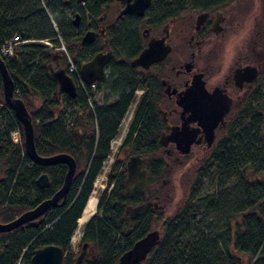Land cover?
Masks as SVG:
<instances>
[{"label":"flooded vegetation","instance_id":"af4514ba","mask_svg":"<svg viewBox=\"0 0 264 264\" xmlns=\"http://www.w3.org/2000/svg\"><path fill=\"white\" fill-rule=\"evenodd\" d=\"M51 2L59 16L64 14L63 21L69 12L65 23L73 71L81 78L84 64L96 55L104 60L90 84L81 78L83 84L77 87L74 73L69 76L73 97L59 94L57 87L58 98L66 95L69 99L63 126L71 154L62 153L75 163L71 183L87 170L94 153L106 151L86 201L92 198L95 206L85 223L106 216L119 225L120 232L127 226L123 236L130 237L145 222L155 221L156 210L161 213V222L181 215V209L194 195L195 202L210 198L209 209L202 210L200 205L195 216L210 214L216 221L225 209L227 219L223 213L220 228L226 230V223L230 236H234L236 227H244L251 214L252 176L245 169L237 175L232 169L225 173L219 170L215 158L218 143L231 138L235 126L249 124L254 111L264 135V0ZM142 56L141 62L133 63ZM59 58L55 66L63 68ZM220 114L221 120L214 124L208 142L203 118L211 127ZM194 116L200 120H190ZM172 130L183 131L184 136L176 138ZM262 142L264 158V139ZM89 153L92 156L88 162ZM129 163L134 167L132 175ZM57 165L65 168L62 185L65 164L37 165L48 169L36 177L38 190L51 189L53 167ZM7 173L8 168L0 179ZM41 175L47 178L45 185L37 184ZM98 181L104 185L98 186L100 193L96 194ZM185 181L195 189L180 203L174 193ZM255 186L253 192L262 196L264 204V182ZM59 188L38 204L50 199ZM254 214L263 223L258 210ZM229 246L232 259L247 262L245 253L236 254L232 241ZM91 253L88 243L85 260L96 258Z\"/></svg>","mask_w":264,"mask_h":264},{"label":"trees","instance_id":"16d2710c","mask_svg":"<svg viewBox=\"0 0 264 264\" xmlns=\"http://www.w3.org/2000/svg\"><path fill=\"white\" fill-rule=\"evenodd\" d=\"M56 13V6L51 0H0V45L10 41L13 36H18L21 41L56 43V33L50 22L54 20L61 25L60 33L68 50L66 23L61 24L64 14L58 17ZM46 50L47 48L41 44L17 46L14 48L12 58H3L14 87L16 86L15 97L24 103L30 116L36 153L43 156L71 152L63 126V116L69 99L66 95H61L63 99L58 98L57 84L49 73V61L53 60L57 52L49 54ZM67 56L70 59L68 54L66 58ZM62 67L64 68V65ZM34 100H37L36 104ZM5 108L11 115L8 116L6 113L5 116L12 118L19 128L21 144L10 142L8 134L14 130V124H10L3 130L4 132L0 131V161L4 163V170L8 168L6 176L0 179V204L4 205L0 210V223L13 220L36 206L40 200L49 197L60 187L65 170L61 165L53 167L55 178L49 191L47 189L40 191L36 188L35 180L38 173H45L48 169L32 164L26 157L22 127L15 120L12 109L8 105ZM242 123L233 128L231 138L225 137L218 143L215 160L219 170L225 173L232 169L237 175L238 171L245 169L247 174L254 177L264 172L261 149L264 139L263 125L255 111L251 113L250 123L245 125L246 127ZM105 154V150L93 154L87 170L73 179L62 206L51 208L41 217L11 232L0 233L2 252L0 264H29L32 253L46 245L60 247L65 254L63 264L72 263L70 240ZM91 156L90 153L86 155L88 162ZM261 197L259 194L251 196V210L255 208L258 210L263 223L251 212L245 226L236 227L239 232L237 231L234 236H230L225 223L223 227L227 230V238L221 241L218 235L211 233L210 230L209 233L204 227L197 228L198 223L195 222L194 217L199 206L201 205L202 210L209 209L210 198L196 202L192 198L189 199L181 209V215L180 212L169 221L157 225L161 232L160 243L149 252L143 264H234V261L238 263L236 257L232 259L229 256L230 241L235 245L236 254L245 253L248 264H264V204L261 203ZM14 208L22 210H13ZM225 215L226 213L223 214ZM158 219L160 220V217ZM226 219L227 216L224 217V220ZM149 231V224L145 222L133 238L124 235L117 244L115 236H122L119 225L106 216L93 217L84 228L83 239L90 242L98 254L94 260L86 261L84 264H116L118 257Z\"/></svg>","mask_w":264,"mask_h":264},{"label":"water","instance_id":"95a60500","mask_svg":"<svg viewBox=\"0 0 264 264\" xmlns=\"http://www.w3.org/2000/svg\"><path fill=\"white\" fill-rule=\"evenodd\" d=\"M144 57L145 56L140 57L139 60L133 63L141 62V60H143ZM103 61L104 60L100 57V55H96L90 63L84 64L81 67L80 75L86 84H90L94 80H96L94 73L99 71ZM49 73L50 76L57 83L59 94L64 93L69 97L74 96L75 93H74L72 81L63 68L53 69L50 66ZM0 79L2 85L3 101L6 105H8L12 109L15 120L22 127L23 149L29 161L32 164L42 165V166H53L56 164H65L67 166V170L64 175V179L61 187L52 195L50 199H47L41 202L40 204L34 206L33 208L24 211L19 216L15 217L13 220L7 223H0V233H8L17 229L18 227H21L41 217L49 208L57 206L60 200L61 203L63 202L71 184V180L75 169V163L74 160L65 153H58L48 157H42L36 153L34 146L33 127L30 116L26 111L24 103L19 98L15 97L13 81L6 69L4 60L1 56H0ZM220 118H221V114L217 115L216 118L213 119V124L211 125V127L207 125L208 119L206 120V118H203L202 126L204 128L205 136L207 137L208 142H210L213 137V132H212L213 126L218 120L219 121L221 120ZM195 119L200 120L198 116H194L190 120H195ZM172 131L174 132V130ZM173 132L171 133V135L172 134L175 135L176 138H178L180 135L184 136L183 131L181 132L176 131L174 133ZM181 143L184 144V142ZM131 161H134V159H132ZM128 167H129L128 168L129 174L132 175V172L134 171V167L132 163H129ZM46 183H47L46 176L45 175L39 176V178L37 179V184L45 185ZM160 240H161V232L159 229H155L147 232L142 238L136 240L128 250L123 252L118 257L116 264H143L150 250L158 246ZM86 248H87V244L86 243L82 244L81 251L76 256L73 264H84V261L86 259ZM1 253L2 252L0 251V255ZM63 259H64V252L60 247L56 245H46L42 248L35 250L32 253L29 260V264H63Z\"/></svg>","mask_w":264,"mask_h":264},{"label":"rangeland","instance_id":"374dc122","mask_svg":"<svg viewBox=\"0 0 264 264\" xmlns=\"http://www.w3.org/2000/svg\"><path fill=\"white\" fill-rule=\"evenodd\" d=\"M48 10V9H47ZM50 12V11H49ZM57 14V13H56ZM69 14V12H66L65 13V17H64V21L61 23L62 25L65 23V20H66V17L67 15ZM57 16L59 17V15L57 14ZM53 22V21H52ZM51 22V26H52V29L54 30V32L56 33V43H52L50 41H47V44H43V46H45L47 48L46 51H48L49 54H57V55H54V58L53 60H50L49 61V66H51L53 69H56V66H55V61H56V58L57 56H60V59H59V63L60 65H66V54H68V50H67V45L65 44L64 42V39L62 38V35L60 33V27L61 25L59 23L56 22V25L54 24V22L52 23ZM61 52V54H60ZM2 87V85H1ZM14 91H15V94L17 93L16 92V86L14 87ZM37 100H34V104H36ZM4 101H3V94L2 96H0V131L1 132H4L3 130L5 128H7L10 124H14V130H12L8 136H9V139H10V142L12 144H18L20 145L21 144V136H20V131H19V128L18 126H16L14 120L8 116H11L10 115V111L5 108V106L3 105ZM5 104V103H4ZM64 107V106H63ZM4 108V109H3ZM66 112V110H65ZM8 114V116H5V114ZM63 122L65 123L66 122V116L63 117ZM5 166H4V163L2 161H0V175L2 173V171L4 170ZM263 174H260V175H257V176H254V177H251L249 178L250 179V186H251V192H252V195L254 194H258L253 192V189L255 188V191L257 190V187L252 184L253 182H264V178H263ZM104 185V183L102 181H98L96 182V187H95V192L97 194L100 193V190L98 189V186L99 185ZM100 188V187H99ZM194 189H195V186L193 185H190V182L188 181H185V182H181L179 184V187H177L175 193H174V198L175 199H180V203L182 202V200L185 198L186 194L187 196H189V194H191V192H194ZM248 190H250V187L248 186L247 187ZM22 196H24V194L22 193ZM197 198H199V194L196 196ZM192 198L194 199V195L192 196ZM236 199H237V195H236ZM262 202H264V197H263V200ZM178 203V205L180 204ZM157 204L161 205L160 202H158ZM4 208V205L0 204V210H2ZM17 211H20L22 210V208H14L13 210H16ZM7 211H9V209H6ZM255 210L257 211V209H252L251 212H255ZM225 211V209L223 211H221V213L223 214ZM98 214V213H97ZM220 214V212H219ZM161 216V213H159L158 210H156L155 212V221L153 223H150L149 224V230H155V229H158L157 228V225H158V218ZM216 219V218H214ZM221 219H222V216L220 215L218 217V220L216 219L215 220H212L211 218V215H207L205 217L203 216H198L196 217L195 219V222L198 223V227L197 228H200V227H204V230L206 232H209L208 230L211 231V233H215L218 235L220 241L221 240H226V230H223L220 228V224L221 223ZM219 221V222H218ZM77 225V228L75 229L72 237H71V240H70V244H69V251H70V254H71V259H72V263H74V260L77 256V254H79V251H80V240H81V237H82V232H83V226L86 225V223L82 224V225H78V223L76 224ZM223 226V225H222ZM215 228V230L213 231L212 229ZM127 229V226L123 227L121 229V234L123 236V233L124 231ZM136 232L130 234V238H133L134 235H135ZM210 233V232H209ZM115 241L117 242V244L120 242V238H119V235H116L115 236ZM90 243V242H89ZM230 244V243H229ZM91 247H92V255L93 256H96L98 253H97V250L96 248L90 243ZM230 246L228 245V248ZM89 258V257H88ZM86 261H89V259L85 260ZM240 261H238V263H236V261H234L233 263L234 264H248V262H245V261H242L239 263Z\"/></svg>","mask_w":264,"mask_h":264},{"label":"built area","instance_id":"2783aa9c","mask_svg":"<svg viewBox=\"0 0 264 264\" xmlns=\"http://www.w3.org/2000/svg\"><path fill=\"white\" fill-rule=\"evenodd\" d=\"M30 44H47V42H41V41H21L18 36H13V38L10 41L3 42L0 45V55L2 58H12L13 57V51L14 48L17 46H24V45H30ZM67 65L65 66L66 68V73L68 76H71L73 73L75 75V85L82 86L83 82L79 76L74 70L73 64L71 63V60L66 58Z\"/></svg>","mask_w":264,"mask_h":264},{"label":"bare ground","instance_id":"6f19581e","mask_svg":"<svg viewBox=\"0 0 264 264\" xmlns=\"http://www.w3.org/2000/svg\"><path fill=\"white\" fill-rule=\"evenodd\" d=\"M1 56V55H0ZM7 59V58H6ZM65 72H66V68L64 69ZM67 74V73H66ZM40 156V155H39ZM65 200V198H64ZM94 206H95V200H93L92 198H89L88 202L86 203L83 211H82V214L80 216V218L77 219V223L78 225H82L84 224L85 222L88 221V218L92 215V212H93V209H94ZM254 213V212H253ZM260 214V213H259ZM261 216V215H260ZM161 223V220L158 221V225H160ZM83 239V236L81 237V240H80V243L79 244H88L89 242H86V240H84V242H82ZM153 249V248H152ZM151 249V250H152ZM150 250V251H151ZM64 252V251H63ZM78 255V254H77Z\"/></svg>","mask_w":264,"mask_h":264}]
</instances>
